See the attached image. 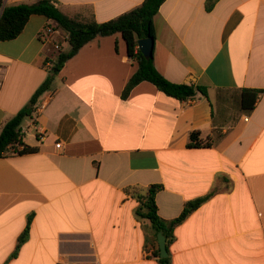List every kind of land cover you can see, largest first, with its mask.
Here are the masks:
<instances>
[{
    "label": "crops",
    "instance_id": "crops-1",
    "mask_svg": "<svg viewBox=\"0 0 264 264\" xmlns=\"http://www.w3.org/2000/svg\"><path fill=\"white\" fill-rule=\"evenodd\" d=\"M58 1L71 18L104 22L144 0ZM206 1L165 0L153 52L167 79L208 96L178 100L143 81L123 98L138 63L119 32L66 61L21 126L36 150L0 157V264H160L146 252L160 249L155 229L126 190L152 184L167 220L208 196L176 226L171 264H264V0H218L212 10ZM49 23L33 14L0 40V129L48 75L52 48L40 31ZM244 89L261 90L251 111Z\"/></svg>",
    "mask_w": 264,
    "mask_h": 264
},
{
    "label": "trees",
    "instance_id": "trees-1",
    "mask_svg": "<svg viewBox=\"0 0 264 264\" xmlns=\"http://www.w3.org/2000/svg\"><path fill=\"white\" fill-rule=\"evenodd\" d=\"M165 0H144L139 6L126 11L119 16L104 22H98L95 18L86 21H79L64 14L60 8L58 0H37L33 3H20L15 5H4V0H0V40H9L17 37L24 29L28 19L33 14L46 16L62 28L67 34L68 48H63L57 58L48 69V75L44 82L33 93L29 101L10 119H8L0 129V157L6 156L9 152L26 153L36 149L25 144L22 138L21 126L24 120L34 115V111L42 94L51 89L56 75L60 72L66 61L73 57L79 49L97 36L113 35L121 33L126 40L128 55L138 63L137 70L129 78L124 91L123 98H127L132 89L143 81L155 84L168 96L185 100L201 93L208 96L207 87L204 85H194L186 83H176L167 79L155 66L154 49L149 56H145L139 46L140 38L151 37L156 39V28L154 18L159 12L160 6ZM218 0H207V10H212ZM117 48V43H116ZM261 90L244 89L242 92V105L244 109L252 110L258 99ZM200 131L194 130L190 135V145L199 146ZM211 142L208 141L207 144ZM160 184H152L147 191L138 188H127V192L137 197L140 204L136 209L139 217L147 218L156 236L162 232L167 240L169 250L170 243L174 239V230L195 208L204 202L208 196L200 197L194 201L185 203L181 214L171 220L164 219L158 212L156 193L160 190ZM31 217L28 218L27 225L18 239L16 248L12 256H16L21 245L29 236ZM160 264H171L169 256L161 257L160 249L154 252Z\"/></svg>",
    "mask_w": 264,
    "mask_h": 264
},
{
    "label": "built area",
    "instance_id": "built-area-1",
    "mask_svg": "<svg viewBox=\"0 0 264 264\" xmlns=\"http://www.w3.org/2000/svg\"><path fill=\"white\" fill-rule=\"evenodd\" d=\"M63 31L64 30L60 28L56 22L45 25L40 31V37L42 38L44 44H49L52 48V53L47 54L44 61V67L47 70L53 66L58 53L64 48V43L68 40L67 34H64ZM44 105L45 102L37 104L33 116H35L44 107ZM56 145L57 147H60L61 143L59 142ZM146 252L148 254L154 255L153 249H148Z\"/></svg>",
    "mask_w": 264,
    "mask_h": 264
},
{
    "label": "water",
    "instance_id": "water-1",
    "mask_svg": "<svg viewBox=\"0 0 264 264\" xmlns=\"http://www.w3.org/2000/svg\"><path fill=\"white\" fill-rule=\"evenodd\" d=\"M154 39L151 37H145V38H140L138 40V46L141 50V52L145 55V56H149L153 49H154ZM158 242H159V246H160V255L161 257H167L169 256V250L167 247V240L165 235L162 232L158 233Z\"/></svg>",
    "mask_w": 264,
    "mask_h": 264
}]
</instances>
